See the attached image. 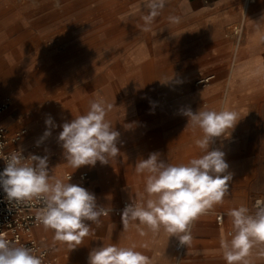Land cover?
Instances as JSON below:
<instances>
[{"label":"crops","instance_id":"0c3cea01","mask_svg":"<svg viewBox=\"0 0 264 264\" xmlns=\"http://www.w3.org/2000/svg\"><path fill=\"white\" fill-rule=\"evenodd\" d=\"M105 2V20L94 19L91 36L67 43L59 60L55 54L49 56L45 42L28 45L26 54L18 49L19 68L30 72L45 66L51 76L60 75L65 89L42 94L64 103L36 105L25 118L10 111L0 118V125L25 129L19 146L36 145L48 153L52 176L67 182L71 175L69 182L94 193L98 205L121 209L131 199L147 198L146 174L135 171L138 160L155 152L179 165L203 154L195 143L202 132L186 127L182 110L235 111L240 120L228 130L229 136L215 138L211 145L225 153L232 173L229 191L222 203L192 221V241L180 250L178 239L163 227L154 232L137 220L125 229L122 212L101 216L98 225L87 222L92 234L75 249L54 241V230L42 224L32 234L51 249L55 264H88L93 248L109 244L134 247L149 264H227L221 242L233 233L228 212L246 206L253 214L254 200L264 197V0H165L149 31L143 30L148 0ZM169 17H179L180 22ZM208 74H215L210 84H197ZM21 92L15 90L16 97ZM94 99L114 105L106 118L120 133V154L109 164L98 161L94 167L75 170L64 160L57 138L61 125L86 114ZM49 115L56 127L41 141ZM84 172L87 177L82 179ZM246 259L264 264V243L254 245Z\"/></svg>","mask_w":264,"mask_h":264},{"label":"clouds","instance_id":"9594fccd","mask_svg":"<svg viewBox=\"0 0 264 264\" xmlns=\"http://www.w3.org/2000/svg\"><path fill=\"white\" fill-rule=\"evenodd\" d=\"M165 0H148L150 12L143 17L144 31L150 25ZM179 23V17H169ZM114 105L103 99L90 101L86 114L78 115L70 122H64L58 135V143L63 149L64 160L73 169L81 166H95L110 163L119 156L117 141L120 133L114 129L106 117ZM187 117L186 127L200 129L201 138L195 141L203 154L190 159L186 164L174 165L160 159L159 153H150L147 159L135 164L137 174H146V199L132 200L121 213L125 229L129 223L139 221L152 231L163 227L170 236H175L181 245L192 241L190 224L215 204L223 202L229 191L232 173L225 160V153L211 149L215 138L224 136L240 120L231 110H211L200 108L193 112L182 110ZM46 131L41 141L51 135L56 127L49 115ZM5 167L0 172V187L9 204H20L36 198L42 200L43 207L36 213V219L46 230H54V241L67 243L70 249L81 245L91 233L87 222L99 224L101 216H108L112 208L99 206L94 193L72 184L71 175L67 182L51 175L48 157L35 154L25 158L20 151L8 155L0 153ZM255 212L250 214L246 206L233 208L228 212L232 218L231 239L221 242L223 256L227 264H249L246 259L256 244L264 243V200H257ZM0 264H43L42 255L25 245H14L0 233ZM88 264H149L148 257L134 247H120L115 244L93 248L88 255Z\"/></svg>","mask_w":264,"mask_h":264},{"label":"rangeland","instance_id":"374dc122","mask_svg":"<svg viewBox=\"0 0 264 264\" xmlns=\"http://www.w3.org/2000/svg\"><path fill=\"white\" fill-rule=\"evenodd\" d=\"M108 5L105 0H0V100L11 98L10 107L0 118L14 110L19 117L25 118L36 105L60 106L64 103L60 98L52 99L42 94L65 89L60 75L51 76L49 69L45 72V66L32 68L30 72L19 68L18 49L22 48L26 54L28 45L38 46L45 42L49 56L55 54L54 58L59 60L67 43L91 36L94 19L100 16L101 21L105 20L107 13L102 11ZM17 89L22 90L19 97L15 95ZM34 94L39 97L36 101L32 97ZM21 97L20 101H24L18 103ZM8 128L10 133L17 131Z\"/></svg>","mask_w":264,"mask_h":264},{"label":"built area","instance_id":"2783aa9c","mask_svg":"<svg viewBox=\"0 0 264 264\" xmlns=\"http://www.w3.org/2000/svg\"><path fill=\"white\" fill-rule=\"evenodd\" d=\"M215 79V74H208L197 80V84L205 86L210 84ZM11 105L10 96L0 100V114L7 110ZM25 129H20L14 133H10L9 129L0 125V153L8 155L13 151H20L22 155L27 158L29 155L35 154L41 157H48V166L50 164L49 154L41 152L36 145L28 149L21 148L19 143L22 139ZM5 162L0 159V172L4 170ZM70 176V175H68ZM82 179L87 177L84 172L80 175ZM6 194L0 187V233H3L7 240L14 245H25L34 250L36 255H42L43 264H55V258L51 256V249L41 244V242L33 236V231L36 227L41 225L36 219L37 211L43 207L42 200L32 199L31 201L16 204L15 202L9 204L6 200ZM257 200H264V197H258L254 200V206ZM127 203H124L121 209L113 208L112 212L119 215ZM102 206V205H99ZM105 207V206H104ZM105 217V216H103ZM192 223L190 224L191 231ZM178 241L177 249L184 248Z\"/></svg>","mask_w":264,"mask_h":264},{"label":"bare ground","instance_id":"6f19581e","mask_svg":"<svg viewBox=\"0 0 264 264\" xmlns=\"http://www.w3.org/2000/svg\"><path fill=\"white\" fill-rule=\"evenodd\" d=\"M138 52V51H137ZM132 58V57H131ZM126 60V59H125ZM132 62V61H131ZM19 101H18V103H20V102H23V101H20V100H22V97H21V99H18ZM41 116V115H40Z\"/></svg>","mask_w":264,"mask_h":264}]
</instances>
